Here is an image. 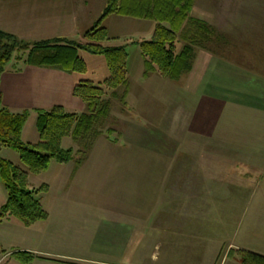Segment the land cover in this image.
<instances>
[{"label":"rangeland","instance_id":"rangeland-1","mask_svg":"<svg viewBox=\"0 0 264 264\" xmlns=\"http://www.w3.org/2000/svg\"><path fill=\"white\" fill-rule=\"evenodd\" d=\"M38 1L33 0L36 7L41 8L40 11L19 13L16 18V15L12 18L6 16L0 20V29L14 33L25 41L36 42L62 35L71 41L86 43V32L102 17L107 4V0ZM207 1H198L197 9L201 7L203 12L208 9L211 15L219 17V13L223 14L224 23L216 19L213 21L216 22L215 29L224 33L228 41L225 48L235 50L237 45L243 44L252 48L245 45L243 52L238 53H243L248 60L241 61V64L249 65L244 69L247 74H253L256 80H260L256 85H245L240 81H237V85L243 89L254 85L259 97L264 98V0H213L215 3L212 4L211 0ZM221 2L224 3L220 5ZM197 14L198 10L193 13L194 16ZM102 26L108 29L109 34L105 45H127L130 57L129 97L126 103L121 99L126 89L124 85L107 93L104 99L110 103V116L98 125L104 134L97 139L88 137L91 138L89 143L92 146L85 155L88 159L82 163L79 171L74 169L76 159L83 157L80 152L68 164L53 159L48 171L29 173V187L40 189L44 185L48 186V190L41 192L39 197L49 217L47 221L35 226L36 231L32 228L25 233L6 235L12 240L9 244L15 246L29 243L34 248L47 249L52 257L67 256L64 262L49 264H241V250L228 247L237 235L239 238L244 237L247 246L264 252V147L249 151L252 160H259L258 164L243 163L236 166L237 172L245 175L249 173L251 177L237 186L238 189L232 190L230 195L222 196L218 203L214 202V211L219 213V220L223 221L221 229L214 227V235H199V240L194 239L193 242L185 238L184 247L187 251L180 252L175 250L178 246H174L171 241L174 229L163 233V228H159V220L163 219L164 214L163 205L174 203L173 178L179 165L178 161L175 163L174 156H180L183 170L194 171L195 167L198 169L203 166L199 164L202 149L190 147L189 143L190 140H204L205 136L181 131L188 124L189 115L200 108L197 102H201L202 95L209 94L212 89L207 85L199 91L201 93L198 96L192 97L193 93L185 89L184 83L169 78L159 89L145 88L137 79L138 67H141L138 61L143 55L138 41L153 36L155 22L114 14L106 17ZM79 55L87 66L85 72L79 73L80 79L101 84L109 76L110 70L104 55L86 50H80ZM25 63L13 58L6 70L16 66L25 68L28 66ZM239 70L242 72L243 69ZM247 97L242 98L243 104ZM254 104L251 107L256 111L255 116L250 117L245 107L230 98L224 104L227 120H219L213 113L208 121L211 125H228L229 119H232L241 126L244 139L250 138V132L255 131V139L264 142V103ZM210 108L212 111L215 109ZM86 111L87 107L76 112ZM234 111H241V116H236ZM33 113L31 111L32 115L23 128V141L33 136L37 116L35 111ZM175 126L180 130L176 132ZM126 127L130 132L127 136L124 134ZM141 127L146 130L145 133ZM109 128L116 131L110 134L107 131ZM151 140L155 142L150 143ZM84 142V138L77 144L72 138H66L63 146H75L77 152L84 150ZM162 142H165L164 149L158 147ZM0 157L28 170L19 152L12 147L1 146ZM227 171L230 176L234 175V170ZM218 175V179L222 176L226 180V174ZM68 181V185L63 188L62 183ZM230 188H235V185L230 184ZM196 198L198 200L195 203L204 205L199 209L205 212V197ZM228 201L231 204L230 211L223 209ZM128 205L133 206L134 212L124 210ZM224 208L228 209V205H224ZM149 221L148 226L144 227ZM28 233L37 239L29 242ZM129 234L132 237L127 243ZM114 235L123 242H118L117 251L113 244Z\"/></svg>","mask_w":264,"mask_h":264},{"label":"crops","instance_id":"crops-1","mask_svg":"<svg viewBox=\"0 0 264 264\" xmlns=\"http://www.w3.org/2000/svg\"><path fill=\"white\" fill-rule=\"evenodd\" d=\"M198 1L200 0L195 1L190 21H187L179 32L180 37H182L178 48L179 52L190 43L184 40L183 37L186 38L187 35H195L197 37V42L194 45L192 44L193 52L189 58L188 67L182 72L181 76L178 79H171L160 73H153L148 77H145L144 56L142 55L138 61V64H140L141 67H138L139 73L137 79L147 89H151V87L159 89V86L166 84L165 80L167 78L175 82L179 81L184 83L185 89L190 93H193L191 94L192 97L198 96L201 93L199 91L202 89L204 90L207 85H210L212 89V92L209 94L207 93L206 95H202L201 102H197L198 106L200 105V108L196 112H193V114L189 115L188 124L186 125L187 128L183 127L181 131L185 133L193 132L192 134H197V136H205L204 140L195 139L190 140L189 143L190 147L202 149L199 155L201 160V163L199 162V164L203 166H199L198 169L195 167L194 171L183 170V166L181 165L182 162H179L180 156H174L175 163L178 161L177 164H179L174 172L173 178L174 203L173 205H163V219L159 220L158 223L159 228H163V233L174 229V237L171 241H173L174 246H178L175 250L180 252L187 251L184 247L186 246L184 245L185 238H190L191 242H193L194 239L199 240V235L205 234V236H207L208 233L214 235L215 226L220 228L223 221L222 219L221 221L219 220V213L214 211V202L218 203V200L221 199L222 196H226L227 194L230 195L232 190L238 189L239 187L237 186H241L245 179H248L249 176L251 177L249 173L245 175L242 174V172H237L236 166L243 163H252L253 165L258 164L259 160H252L253 158L250 156L249 151L264 147V142H260L255 139V131L250 132V138L244 139L241 135V126H239L238 123H234L232 119H229L228 125L215 123L211 125L208 121V117H210L213 113L219 120H221V118L223 120H227L225 119L227 117L225 115L224 104L228 103L230 98H233L236 104L238 103L241 107H245L244 109L246 113H249L250 117L255 116L256 111L251 106L255 105V102L264 103V98L259 97L260 94H257L258 89L254 86L257 82H259L260 78H257L256 80V77L253 74H247L248 72L244 69H246V66L248 67L249 65L241 64V61L248 60L243 56V53L240 55L238 52H243V47L247 44L237 45L235 48L233 46L236 51L228 47L225 48L228 41L225 38L224 33L215 29L214 23L216 24V22L213 21L216 19L217 21L221 20L223 22V14L219 13L220 17L214 14L213 16L210 14L208 9H206L205 12L201 10V7L197 9ZM208 2L209 0L207 3ZM212 3L215 2L211 0V4ZM223 3L224 2H221L219 4L221 5ZM37 4H39V1ZM32 10L34 13L41 10V8L36 7L33 0H0V20L5 19L6 16L12 18L16 14L28 13ZM196 10H198V14L194 16L193 13L195 14ZM195 19L206 21L212 26L213 31L206 29L204 34L201 35L199 26L193 22ZM57 37L63 36L59 35L54 38ZM247 46L252 49L251 46ZM228 55L230 59L228 58ZM254 58L255 56L252 55L253 60H255ZM128 62V67H130V57ZM255 62L254 66L256 67L257 65ZM231 68L235 70L231 71ZM239 69H243L242 72ZM79 79V73L69 72L56 67L28 65L25 68L23 67L21 70H16L14 68L6 70L1 77L0 85L3 94V105L13 111H23L28 109L32 111V114H34L33 111H35V115H37V110H49L58 105L64 106L68 110H73L75 112L83 111V109L87 107L86 103L74 94V87ZM237 81H240L245 85H254L253 87L243 89L237 85ZM130 91L131 84L129 81V92L127 98L129 97ZM245 97H247V101L243 104L241 100ZM210 107L215 108V112L214 110L212 111ZM32 114H30V116ZM234 114L236 116H241V111H234ZM262 120L264 121V119ZM231 123H234V125ZM140 129H142L144 133L146 132L143 127ZM174 129H176V126ZM179 130L180 129L177 128L176 132ZM128 131L129 129L126 127L124 130V134L126 136L130 133H128ZM142 131L140 130V134ZM257 133H259V130ZM32 134V138L25 139L24 141L30 143H36L39 141L40 133L37 128V116L35 128ZM147 135H144V137L147 138ZM176 137L177 136L175 135L174 138L176 139ZM141 139L144 140L143 136ZM152 142L155 141L151 140L150 143ZM73 144L75 145V143ZM158 147L164 149L165 142L158 144ZM252 161L255 162L253 163ZM69 162H66L65 164H68ZM82 165L83 164L79 165L76 163V168L74 170L77 169L79 171L82 168ZM228 169L229 171L234 170V175L230 176V173L227 171ZM218 174H226V180H224L222 176L218 179V176H220ZM63 180L66 179L63 177ZM233 181L237 182L234 183ZM68 183L69 181L66 184L62 183L63 188L66 187ZM230 184L235 185V188L231 189ZM203 196L205 197V212L203 209H199L204 205L195 203L198 200L196 197L203 198ZM6 201L7 192L0 179V209ZM224 205H228V209L224 208ZM224 205L223 209L230 211V201ZM128 206L129 207H126L124 210L134 212L133 206ZM149 220L151 221L150 218ZM45 221H39L31 226H26L15 218L0 220V250L7 251L5 254L6 259L3 264H49L51 262L62 260V262H64V257L67 256L57 255L56 258L52 257L53 255L48 252L47 249L34 248V246H30L29 243L14 246L9 244L11 239L5 237L6 235H12L15 232L25 233L28 232V230H32V228L36 231L35 226L40 222ZM150 221L147 225L145 223L144 227H147ZM28 234L29 242L37 239V237L32 238L31 233ZM127 237L126 241L128 243V241L131 240L132 234L127 235ZM243 238H239V235L234 237V239L229 242V249L247 250L264 255V252L247 246ZM120 241L122 240H118V236L114 235L113 244L116 245V251L117 245L119 243H123ZM46 242L47 238H45V244L47 245ZM114 242H116V244ZM45 244L43 243V246L47 247ZM8 247H12V249ZM206 248L208 249L209 247ZM123 250L125 251L126 249H122V251ZM15 251H27L35 255V257L30 262H21L15 257H11V253ZM80 260L85 261L82 259Z\"/></svg>","mask_w":264,"mask_h":264},{"label":"trees","instance_id":"trees-1","mask_svg":"<svg viewBox=\"0 0 264 264\" xmlns=\"http://www.w3.org/2000/svg\"><path fill=\"white\" fill-rule=\"evenodd\" d=\"M196 0H107L102 17L90 28L85 37L88 42L79 43L68 38L57 37L41 41L21 40L17 35L0 29V85L1 77L8 63L14 58L17 62L25 61L26 65L47 66L64 69L69 72L83 73L87 70L85 61L79 55L80 50L104 55L110 70L109 76L96 84L89 79H79L74 87L75 96L81 98L88 111L73 112L64 106H54L49 110H37V128L40 139L36 143L21 140L23 128L31 111H13L3 105V94L0 88V147L9 146L17 150L21 161L27 166L25 170L11 160L0 157V179L7 192V201L0 209V220L15 218L26 226L48 219L39 194L48 190L44 185L40 189L29 187V173L46 172L53 159L61 163L76 159L82 164L91 148L89 136L97 139L104 131L98 125L110 116V103L105 100L109 91L121 85L126 87L121 99L126 103L129 92V52L127 45L111 46L104 42L109 39L108 29L102 26L104 19L110 15L130 16L137 19L156 22L153 36L139 40L138 45L145 59V77L160 73L171 79H178L188 67L193 52L192 44L197 42L195 35L183 37L187 44L179 52L181 38L179 32L183 25L190 21ZM200 29L201 35L206 29L213 31L206 21L193 20ZM195 27V26H194ZM14 69L21 70L23 66ZM110 134L114 128L107 130ZM66 138H72L77 144L84 138V150L75 152V147L63 146ZM79 153V154H80ZM86 155V156H85ZM85 156V157H84ZM7 253L0 250V256ZM241 264H264V255L241 250ZM21 262H30L35 255L27 251H15L11 257Z\"/></svg>","mask_w":264,"mask_h":264},{"label":"built area","instance_id":"built-area-1","mask_svg":"<svg viewBox=\"0 0 264 264\" xmlns=\"http://www.w3.org/2000/svg\"><path fill=\"white\" fill-rule=\"evenodd\" d=\"M5 259H6V255L0 256V264H2Z\"/></svg>","mask_w":264,"mask_h":264}]
</instances>
